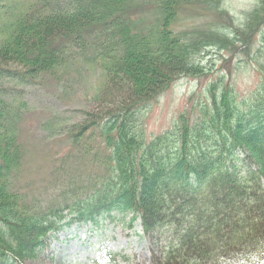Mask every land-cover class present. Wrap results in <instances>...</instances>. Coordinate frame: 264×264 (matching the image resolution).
Returning <instances> with one entry per match:
<instances>
[{"label": "trees", "instance_id": "obj_1", "mask_svg": "<svg viewBox=\"0 0 264 264\" xmlns=\"http://www.w3.org/2000/svg\"><path fill=\"white\" fill-rule=\"evenodd\" d=\"M0 1V264L36 259L38 254L26 256L25 251L74 223L95 226L138 216L153 238L168 225L166 235H181L184 242L177 253L182 264H264V185L260 187L259 179L264 174L256 171L264 159V82L245 108L226 78L218 77L199 116L185 110L174 128L152 141L137 126L141 115L178 80L204 73L203 52L250 45L264 28V0H256L242 28L232 20L231 26L210 29L211 34L194 43L174 29L176 20L197 2L224 17V0ZM262 36L264 42V32ZM80 62L100 75L99 112L85 111L84 123L69 126L68 136L76 142L85 136L102 139L104 153L87 164L106 172L93 176L88 186L77 188L86 184L78 181L66 196L71 200L66 206L39 216L5 195L11 173L7 160L15 152L13 161L18 162L16 128L27 109L5 95L3 84L32 82L41 73H62L65 79ZM249 150L258 160L252 162ZM241 164L253 170L239 174ZM234 177L252 179L248 190L240 185L247 196L239 198V186L220 182ZM187 204L193 209L185 208ZM184 223L192 226L179 230ZM109 255L125 264L133 261L129 255ZM181 262L172 258L160 263L152 256L150 263Z\"/></svg>", "mask_w": 264, "mask_h": 264}, {"label": "rangeland", "instance_id": "obj_2", "mask_svg": "<svg viewBox=\"0 0 264 264\" xmlns=\"http://www.w3.org/2000/svg\"><path fill=\"white\" fill-rule=\"evenodd\" d=\"M203 5L202 2L188 5L185 8L186 12L175 22L174 29L185 35V41L194 43L201 35L211 34L210 29L229 27L232 20L236 27L242 28L249 14L255 9L257 1L224 0L222 6L227 10L224 17ZM147 14V17L152 19V13ZM263 32L264 28L257 30L249 42L250 45L241 42L238 48L232 51L211 47L203 52L200 64L205 69L204 73L198 77L190 76L178 80L141 115L137 126H140L145 138L152 141L153 138L174 128V124L179 121L185 110L190 109L191 116L193 112L199 116L202 107L205 106L204 100L210 97L208 92L210 85L217 83L218 77L226 78L225 83L235 90L238 103L246 108L245 104L250 102L257 87L264 82V42L261 40ZM80 63L78 70L70 72L65 79L62 73L54 76L50 73H41V76L32 82L26 81L21 85L3 84L8 89L5 95L14 99L16 105L23 103L27 109V114L16 128L19 155L15 158L18 162L13 161L14 152L13 158L7 160V166H3L11 171L7 176L5 195L9 193L11 202H16L30 211L32 208L39 216L47 213L49 208L66 206L71 201L66 199V196L71 195V187H76L78 181H85L86 184L80 183L77 188L82 185L88 186L93 176L98 178L106 172L102 168L94 171L87 164L90 158L104 153L106 146L102 139L99 137L87 139L85 136L76 142L68 136L71 128L69 126L84 123L85 111L99 112L96 93L100 75L87 63ZM248 152L252 162L258 160L254 151ZM258 152L257 150V154ZM251 165L252 168L257 167L253 163ZM251 165L241 164L242 171H239V174L253 170ZM257 165L260 168L256 171L261 169L264 174V159ZM259 179L260 187L263 188L264 178ZM234 180L222 179L220 182L222 185L228 184V188L239 186L238 191L242 189L241 186L248 190L253 185L250 178L243 181L234 177ZM258 189L259 192L262 190ZM239 193V198L246 194L244 191ZM184 207L193 209L190 204ZM188 210L189 208L185 210L186 215L189 214ZM70 219L71 215L68 214V221ZM66 220H63V223ZM134 220L125 218L95 226L74 223L73 226H67L61 231L48 233L47 238L38 240L35 248L25 251L26 256L33 257L38 254L36 259L26 263L14 259L11 264H125L120 257L112 260L113 256L109 253L131 256L133 261L130 264H151L152 256H156L160 263L172 258L183 261L182 255L177 253V248L183 246L184 242L180 240L179 233L177 235L171 233V237L169 234L166 235L167 227H170L168 225L164 227L166 232L161 230L158 232V238H153V232L139 220V216ZM230 221L232 223L233 220L226 223ZM190 225L184 223L179 230L184 231Z\"/></svg>", "mask_w": 264, "mask_h": 264}]
</instances>
